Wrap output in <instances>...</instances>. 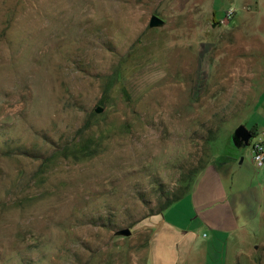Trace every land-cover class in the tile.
I'll return each mask as SVG.
<instances>
[{
    "label": "rangeland",
    "instance_id": "rangeland-1",
    "mask_svg": "<svg viewBox=\"0 0 264 264\" xmlns=\"http://www.w3.org/2000/svg\"><path fill=\"white\" fill-rule=\"evenodd\" d=\"M263 89L264 0H0V264H153L206 165L262 171L230 136Z\"/></svg>",
    "mask_w": 264,
    "mask_h": 264
},
{
    "label": "crops",
    "instance_id": "crops-1",
    "mask_svg": "<svg viewBox=\"0 0 264 264\" xmlns=\"http://www.w3.org/2000/svg\"><path fill=\"white\" fill-rule=\"evenodd\" d=\"M251 128L264 144V89ZM242 164L230 158L209 163L187 195L147 220L149 263L223 264L238 256L247 239L264 228V167L253 175L249 163Z\"/></svg>",
    "mask_w": 264,
    "mask_h": 264
},
{
    "label": "water",
    "instance_id": "water-1",
    "mask_svg": "<svg viewBox=\"0 0 264 264\" xmlns=\"http://www.w3.org/2000/svg\"><path fill=\"white\" fill-rule=\"evenodd\" d=\"M163 23H164L163 20L154 14L150 16L149 21H148L149 27L162 26ZM250 138H252V137H251L249 131L246 130L245 127L242 125L237 126L233 130V132L230 136V140L232 141L233 145L236 148H240V147L248 145V141ZM116 235H118V236H129L130 231H129V229L119 230L116 232Z\"/></svg>",
    "mask_w": 264,
    "mask_h": 264
},
{
    "label": "built area",
    "instance_id": "built-area-1",
    "mask_svg": "<svg viewBox=\"0 0 264 264\" xmlns=\"http://www.w3.org/2000/svg\"><path fill=\"white\" fill-rule=\"evenodd\" d=\"M251 151V161L255 168H263L264 167V144L258 140L254 139V141L250 145Z\"/></svg>",
    "mask_w": 264,
    "mask_h": 264
},
{
    "label": "trees",
    "instance_id": "trees-1",
    "mask_svg": "<svg viewBox=\"0 0 264 264\" xmlns=\"http://www.w3.org/2000/svg\"><path fill=\"white\" fill-rule=\"evenodd\" d=\"M249 133H250L251 137L254 136V131H253L252 128L249 130ZM224 160H225V158H220V159H219V161H220L219 164H221V162H223ZM214 165H215V164H214ZM185 195H187V194H183V195L178 196V197H176V198L170 200L169 202H167V203L163 206V208L160 210V213L163 212V211H165L167 208H169V207H170L172 204H174L175 202H177V201H179L180 199H182Z\"/></svg>",
    "mask_w": 264,
    "mask_h": 264
}]
</instances>
